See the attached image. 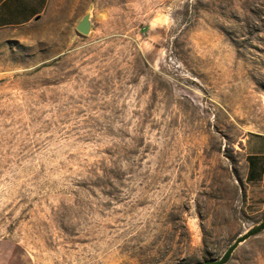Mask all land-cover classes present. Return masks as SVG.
Instances as JSON below:
<instances>
[{
    "label": "rangeland",
    "instance_id": "1",
    "mask_svg": "<svg viewBox=\"0 0 264 264\" xmlns=\"http://www.w3.org/2000/svg\"><path fill=\"white\" fill-rule=\"evenodd\" d=\"M254 132L264 0H50L0 31V264L221 259L264 219ZM226 264H264V231Z\"/></svg>",
    "mask_w": 264,
    "mask_h": 264
},
{
    "label": "crops",
    "instance_id": "2",
    "mask_svg": "<svg viewBox=\"0 0 264 264\" xmlns=\"http://www.w3.org/2000/svg\"><path fill=\"white\" fill-rule=\"evenodd\" d=\"M50 0H0V31L30 26L42 16ZM246 211L250 215L264 213V134L250 133L243 141Z\"/></svg>",
    "mask_w": 264,
    "mask_h": 264
},
{
    "label": "trees",
    "instance_id": "3",
    "mask_svg": "<svg viewBox=\"0 0 264 264\" xmlns=\"http://www.w3.org/2000/svg\"><path fill=\"white\" fill-rule=\"evenodd\" d=\"M263 231H264V219L257 226H255L251 230H249L244 236H242L241 238H239L227 250V252L225 253V255L221 259L215 260V261L206 262V263H200V264H226V263H228V261L230 260V258L232 256L233 251L236 249V247L238 246L239 243L245 241L249 237L258 235V234H260Z\"/></svg>",
    "mask_w": 264,
    "mask_h": 264
},
{
    "label": "water",
    "instance_id": "4",
    "mask_svg": "<svg viewBox=\"0 0 264 264\" xmlns=\"http://www.w3.org/2000/svg\"><path fill=\"white\" fill-rule=\"evenodd\" d=\"M41 16H38L35 18V21L40 20ZM94 17H93V8L90 7L86 13L81 16V18L78 20L76 24V31L79 35L83 37H89L94 32Z\"/></svg>",
    "mask_w": 264,
    "mask_h": 264
}]
</instances>
